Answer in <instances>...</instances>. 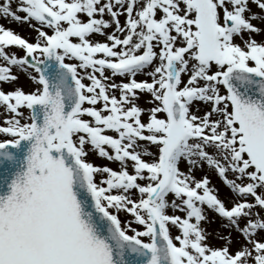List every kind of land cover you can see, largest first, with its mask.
Wrapping results in <instances>:
<instances>
[{
	"label": "snow or ice",
	"instance_id": "6c2138e0",
	"mask_svg": "<svg viewBox=\"0 0 264 264\" xmlns=\"http://www.w3.org/2000/svg\"><path fill=\"white\" fill-rule=\"evenodd\" d=\"M0 19V264H264V0Z\"/></svg>",
	"mask_w": 264,
	"mask_h": 264
},
{
	"label": "rangeland",
	"instance_id": "374dc122",
	"mask_svg": "<svg viewBox=\"0 0 264 264\" xmlns=\"http://www.w3.org/2000/svg\"><path fill=\"white\" fill-rule=\"evenodd\" d=\"M255 23V21H254ZM0 24H3L5 27H11L13 29H15L16 31L20 32L22 35H28L29 34V30H24L23 27H18L15 23H9L8 21L4 20V19H0ZM25 28H27L26 26H24ZM257 40L261 39L260 36L256 37ZM23 82V81H22ZM26 89H27V85H25ZM89 159L92 160L94 163H105V161L100 160L99 158L90 155ZM114 167V165H113ZM212 181L213 183H219V181L217 180V178L215 176L212 177ZM125 217L123 216V214H121V219L123 220Z\"/></svg>",
	"mask_w": 264,
	"mask_h": 264
},
{
	"label": "bare ground",
	"instance_id": "6f19581e",
	"mask_svg": "<svg viewBox=\"0 0 264 264\" xmlns=\"http://www.w3.org/2000/svg\"><path fill=\"white\" fill-rule=\"evenodd\" d=\"M24 30H27V28L23 27Z\"/></svg>",
	"mask_w": 264,
	"mask_h": 264
}]
</instances>
